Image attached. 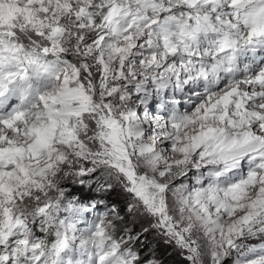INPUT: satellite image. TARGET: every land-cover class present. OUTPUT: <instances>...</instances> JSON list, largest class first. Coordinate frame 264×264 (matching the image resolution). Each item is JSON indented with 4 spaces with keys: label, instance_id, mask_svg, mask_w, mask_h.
Instances as JSON below:
<instances>
[{
    "label": "snow or ice",
    "instance_id": "obj_1",
    "mask_svg": "<svg viewBox=\"0 0 264 264\" xmlns=\"http://www.w3.org/2000/svg\"><path fill=\"white\" fill-rule=\"evenodd\" d=\"M264 264V0H0V264Z\"/></svg>",
    "mask_w": 264,
    "mask_h": 264
},
{
    "label": "rangeland",
    "instance_id": "obj_2",
    "mask_svg": "<svg viewBox=\"0 0 264 264\" xmlns=\"http://www.w3.org/2000/svg\"><path fill=\"white\" fill-rule=\"evenodd\" d=\"M164 251V249H161ZM167 264H180V257L176 255L171 249H167V251H164V257Z\"/></svg>",
    "mask_w": 264,
    "mask_h": 264
}]
</instances>
